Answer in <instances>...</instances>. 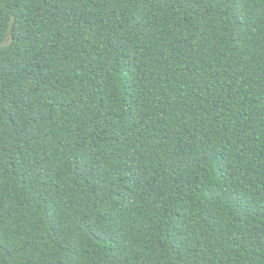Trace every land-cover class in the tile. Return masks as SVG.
<instances>
[{
	"label": "trees",
	"instance_id": "1",
	"mask_svg": "<svg viewBox=\"0 0 264 264\" xmlns=\"http://www.w3.org/2000/svg\"><path fill=\"white\" fill-rule=\"evenodd\" d=\"M0 264H264V0H0Z\"/></svg>",
	"mask_w": 264,
	"mask_h": 264
}]
</instances>
